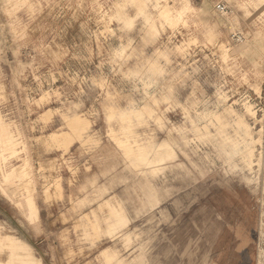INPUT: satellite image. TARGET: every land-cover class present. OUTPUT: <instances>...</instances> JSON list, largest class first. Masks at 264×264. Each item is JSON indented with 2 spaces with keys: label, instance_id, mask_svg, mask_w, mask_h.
<instances>
[{
  "label": "rangeland",
  "instance_id": "obj_1",
  "mask_svg": "<svg viewBox=\"0 0 264 264\" xmlns=\"http://www.w3.org/2000/svg\"><path fill=\"white\" fill-rule=\"evenodd\" d=\"M0 264H264V0H0Z\"/></svg>",
  "mask_w": 264,
  "mask_h": 264
}]
</instances>
